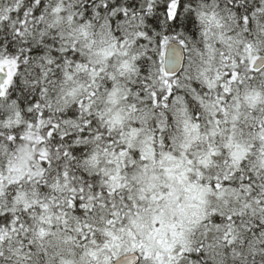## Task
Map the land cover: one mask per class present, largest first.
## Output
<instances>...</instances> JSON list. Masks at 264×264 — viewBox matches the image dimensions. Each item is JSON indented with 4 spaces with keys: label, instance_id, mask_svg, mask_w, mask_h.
I'll use <instances>...</instances> for the list:
<instances>
[{
    "label": "snow or ice",
    "instance_id": "snow-or-ice-1",
    "mask_svg": "<svg viewBox=\"0 0 264 264\" xmlns=\"http://www.w3.org/2000/svg\"><path fill=\"white\" fill-rule=\"evenodd\" d=\"M0 264H264V0H0Z\"/></svg>",
    "mask_w": 264,
    "mask_h": 264
}]
</instances>
